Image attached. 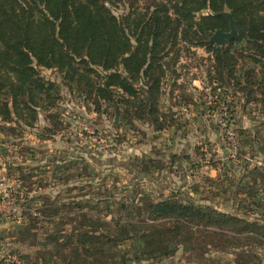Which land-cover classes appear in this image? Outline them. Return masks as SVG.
I'll list each match as a JSON object with an SVG mask.
<instances>
[{
    "label": "trees",
    "instance_id": "trees-1",
    "mask_svg": "<svg viewBox=\"0 0 264 264\" xmlns=\"http://www.w3.org/2000/svg\"><path fill=\"white\" fill-rule=\"evenodd\" d=\"M110 5L111 0H0L2 122L30 125L38 109L53 105L56 85L40 74L45 67L60 72L98 107L100 100H113L117 91L141 99L136 118L160 129L163 122L155 104L165 74L163 59L168 44L178 39L212 51L220 80L232 77L236 83L238 58L231 47L244 43L253 67L251 81L246 75L241 87L256 86L264 104V0H166L152 2L151 11L149 5L143 12L131 6L124 17L114 14ZM224 11L232 15L237 34L228 45L209 44L216 29H229ZM256 136L257 131L249 138L255 147L251 156L264 154V136ZM231 187L241 195L240 210L232 212L197 202L186 192L152 199L136 188L128 200L112 201L117 204L114 210L107 192L67 203L41 196L39 206L23 210L25 220L13 237L36 246V264L45 256L52 264H111L120 242L130 243L132 260L168 255L180 244L251 251L264 245V164H243ZM107 214H113L110 220ZM204 228L215 235L207 242L210 233ZM215 241L223 243L217 246ZM30 257L20 254L24 262ZM125 257L121 264H126Z\"/></svg>",
    "mask_w": 264,
    "mask_h": 264
},
{
    "label": "rangeland",
    "instance_id": "rangeland-1",
    "mask_svg": "<svg viewBox=\"0 0 264 264\" xmlns=\"http://www.w3.org/2000/svg\"><path fill=\"white\" fill-rule=\"evenodd\" d=\"M111 1L113 13L124 17L131 6L143 12L149 5L151 11L152 2L166 0ZM243 46L235 42L231 47L238 58L236 83L232 77L220 80L212 51L180 39L169 43L155 104L163 122L160 129L136 118L141 99L117 91L113 100H100L98 107L60 72L40 68L56 85L53 105L38 109L30 125L0 120V264H36V246L18 243L13 236L25 220L23 210L39 206L41 196L67 203L107 192L108 203L128 200L137 188L152 199L186 192L217 209L240 210L241 195L233 193L231 179L247 162L264 164V154L250 155L255 147L249 138L255 131L257 140L264 136V104L256 86L241 87L246 75L251 81L253 67ZM108 206L117 208L114 202ZM203 230L210 233L206 242L215 237ZM203 246L180 244L171 254L132 260L130 243L120 242L111 264H121L124 254L126 264H264V245L251 251ZM21 253L31 257L24 262ZM51 260L45 256L39 264Z\"/></svg>",
    "mask_w": 264,
    "mask_h": 264
},
{
    "label": "water",
    "instance_id": "water-1",
    "mask_svg": "<svg viewBox=\"0 0 264 264\" xmlns=\"http://www.w3.org/2000/svg\"><path fill=\"white\" fill-rule=\"evenodd\" d=\"M221 14L225 16L228 20L229 29L227 31H223L222 29H216L207 40L209 44L214 43L217 45H228L237 34V28L235 26L232 15L229 12L225 11Z\"/></svg>",
    "mask_w": 264,
    "mask_h": 264
}]
</instances>
